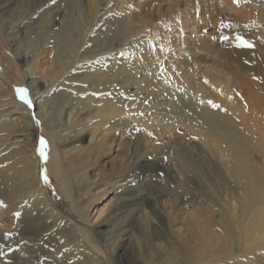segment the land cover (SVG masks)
<instances>
[{
  "label": "bare ground",
  "instance_id": "bare-ground-1",
  "mask_svg": "<svg viewBox=\"0 0 264 264\" xmlns=\"http://www.w3.org/2000/svg\"><path fill=\"white\" fill-rule=\"evenodd\" d=\"M0 35L30 99L0 72V264H264V0H0Z\"/></svg>",
  "mask_w": 264,
  "mask_h": 264
},
{
  "label": "rangeland",
  "instance_id": "rangeland-1",
  "mask_svg": "<svg viewBox=\"0 0 264 264\" xmlns=\"http://www.w3.org/2000/svg\"><path fill=\"white\" fill-rule=\"evenodd\" d=\"M3 37H4L3 35H0V72L6 76L8 81L11 83V85L13 87H15V89L17 88L16 93H18V89H19L18 85H20L21 83L22 84L25 83L24 77L22 75V70H23L22 66H21L22 64H21L20 60L17 58V56L14 54V52L12 51L10 45L8 43H6V39ZM254 52L256 53V50H254ZM260 68L262 69V67H260ZM22 88L27 90L26 84ZM18 97L20 100H22L20 98L19 94H18ZM29 101H30V99H29ZM41 125L42 124L40 123V121L37 120V125L34 128V138L35 139L33 138V140H32V147H34L36 149L37 155L40 157V168H39L40 181L43 183L44 187L46 188V190L48 191V193L52 197L54 204L59 209V211L64 216L68 217L70 220L77 219V217L73 213L72 208L70 207L71 206L70 202L65 198L63 192L60 190L61 188H60L59 183L49 174V170L47 168V161H46L47 159H45L44 156H41V148H42L41 140H43L46 144V147H45L46 157L49 156V151H50V144H49L48 138L46 135H44L42 133ZM15 141H18V139L13 138V142H15ZM169 154H171L173 156V154L171 152ZM255 157L259 158V155L256 154ZM0 168H4V166L1 165ZM165 171L166 170H164V167H161V166L159 167V165L150 166L147 164L146 165H144V164L140 165V163H139V165H137V167H135V172L133 173V176L131 177V179L133 178L134 181H132V182L135 183L136 181L137 182L141 181L143 175H145L147 173L148 174H150L151 172L152 173H158L161 175V177H160L161 179H159V180L161 181L160 183L162 184V185H159V187L161 186L160 190L164 191V190H167L170 187V185L173 184V181H174L173 179L170 178L169 174L166 173ZM45 176L47 177V181L45 180ZM95 176L96 175L94 172H88V176H87L88 178H87L85 183L89 187L86 190H88V192L90 191V193H85V195H86V197H90V198L98 197V196L101 197L102 200H101L100 204H102L101 205V207H102L105 205V199H108V202H109V200L111 198H113L114 194H110L108 196H103L104 194L107 193V189L104 188L103 185L96 186L97 179ZM162 178L167 180L166 184H165V182H163L164 179H162ZM194 182H195V180L192 178V179H190L189 184L193 185ZM142 184L141 185L143 187H141V189H144V190L151 186L150 181H146ZM162 187H163V189H162ZM145 203H146L145 204L146 207L152 211L153 205H154L153 202L151 200H147ZM153 215H154L153 217L155 218V220L160 225H162V224L164 225V220H163V217L160 213L153 210ZM118 242H117V244H118ZM118 249L114 250L115 252L117 251L116 253H114V256H113L114 262H116L117 264H135L134 259H132V256L129 254L128 251H126L125 249L118 251ZM32 258H34V259H31V260L35 261V257H32Z\"/></svg>",
  "mask_w": 264,
  "mask_h": 264
},
{
  "label": "snow or ice",
  "instance_id": "snow-or-ice-1",
  "mask_svg": "<svg viewBox=\"0 0 264 264\" xmlns=\"http://www.w3.org/2000/svg\"><path fill=\"white\" fill-rule=\"evenodd\" d=\"M235 2L238 4L240 2V0H235ZM240 39V45L239 46H243V47H251L252 45H250L247 41L243 40L242 38H239ZM18 94L20 96V98L25 102V103H30L28 101V96H27V90L24 89V88H20L18 89ZM213 107H219L218 105H213ZM41 145H42V148H41V156H44L45 159H47L46 155H45V147H46V144L43 140H41ZM45 180L47 181V177L45 176Z\"/></svg>",
  "mask_w": 264,
  "mask_h": 264
}]
</instances>
